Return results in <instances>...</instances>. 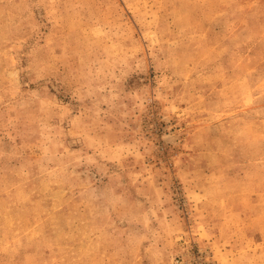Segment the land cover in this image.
I'll return each mask as SVG.
<instances>
[{
    "label": "rangeland",
    "instance_id": "obj_1",
    "mask_svg": "<svg viewBox=\"0 0 264 264\" xmlns=\"http://www.w3.org/2000/svg\"><path fill=\"white\" fill-rule=\"evenodd\" d=\"M0 264H264V0H0Z\"/></svg>",
    "mask_w": 264,
    "mask_h": 264
}]
</instances>
